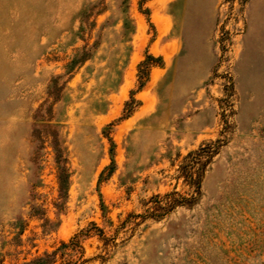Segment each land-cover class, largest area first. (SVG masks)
<instances>
[{
  "label": "rangeland",
  "instance_id": "1",
  "mask_svg": "<svg viewBox=\"0 0 264 264\" xmlns=\"http://www.w3.org/2000/svg\"><path fill=\"white\" fill-rule=\"evenodd\" d=\"M253 1L0 0V264H264Z\"/></svg>",
  "mask_w": 264,
  "mask_h": 264
},
{
  "label": "crops",
  "instance_id": "2",
  "mask_svg": "<svg viewBox=\"0 0 264 264\" xmlns=\"http://www.w3.org/2000/svg\"><path fill=\"white\" fill-rule=\"evenodd\" d=\"M215 3V0H213ZM256 0H254L251 4L250 8V24L249 29L245 35L244 38V52L242 53V57L240 59V69L243 71V68L248 66V63L252 60L253 54L257 53L258 46L260 44V37L256 34L255 30V23L253 19V11H254V4ZM175 3H177L178 8L181 10V14H186L187 11H189V8L192 6V3L190 0H164L163 3V12L164 14H168V16H171V11H169L167 8L172 7ZM214 3H212L214 5ZM212 5V9H213ZM172 30V28H171Z\"/></svg>",
  "mask_w": 264,
  "mask_h": 264
},
{
  "label": "trees",
  "instance_id": "3",
  "mask_svg": "<svg viewBox=\"0 0 264 264\" xmlns=\"http://www.w3.org/2000/svg\"><path fill=\"white\" fill-rule=\"evenodd\" d=\"M147 58L148 59H153V56L151 55H147ZM150 66V65H149ZM144 85V82H140L139 84V88H141L142 86ZM133 94V93H132ZM132 110V109H131ZM131 110H128V113L126 115L129 114V112H131ZM113 163H114V160L112 158V165L110 166V169L112 168L113 166ZM51 254H44V256H39V257H36L35 259L31 260L30 262H27L25 264H48L50 263L52 260H51Z\"/></svg>",
  "mask_w": 264,
  "mask_h": 264
}]
</instances>
